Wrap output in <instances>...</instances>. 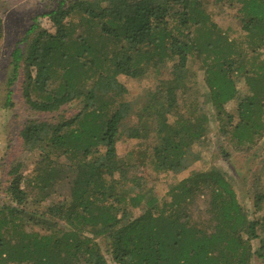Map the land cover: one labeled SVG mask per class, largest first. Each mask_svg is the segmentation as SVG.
Instances as JSON below:
<instances>
[{"label":"trees","instance_id":"trees-1","mask_svg":"<svg viewBox=\"0 0 264 264\" xmlns=\"http://www.w3.org/2000/svg\"><path fill=\"white\" fill-rule=\"evenodd\" d=\"M227 1L239 5L241 45L212 20L209 0H56L32 17L10 57L24 102L43 116L18 131L38 157L30 175L13 166L0 184V264L264 262V215L249 219L229 175L192 170L160 204L141 172L198 160L208 107L235 149L264 136V0ZM41 16L52 31L34 35ZM120 75L151 81L128 96ZM199 75L206 90L191 97ZM119 143L129 146L120 153ZM254 188L264 212V189ZM199 192L209 227L186 209Z\"/></svg>","mask_w":264,"mask_h":264},{"label":"rangeland","instance_id":"rangeland-1","mask_svg":"<svg viewBox=\"0 0 264 264\" xmlns=\"http://www.w3.org/2000/svg\"><path fill=\"white\" fill-rule=\"evenodd\" d=\"M212 20L226 32L229 38L234 39L237 44L243 43V32L240 30V23L237 19L238 4L236 1L209 0ZM56 0H0L1 36H0V184L2 185L6 172L9 168L16 166V174L20 177L30 175L34 167V162L38 157L37 151L28 150L22 143L18 131L22 125L30 118L43 117L41 113H35L23 100L22 96V71L17 69L15 62L10 57L11 50L31 23V19L50 7L55 5ZM52 31L46 16L38 17V25L34 35H46ZM239 42V43H238ZM244 46V45H243ZM243 48H246L243 47ZM264 58V51L259 54V59ZM174 62L178 61L174 57ZM173 62V61H172ZM171 62H167L166 65ZM193 68L195 66L193 65ZM197 84V90L191 91V97L199 91L206 90L203 81ZM127 89L128 96L133 95L140 87L151 81L148 76L136 79L126 76H118ZM237 86L243 89V80H238ZM11 93L7 104V91ZM201 100L203 99L200 97ZM235 101L228 106L233 107ZM230 107V108H231ZM210 115V144L200 151V158L193 162L185 170L178 173H154L151 167L141 171L146 172L154 178L153 189L161 204L169 198L167 193L169 184L177 182L186 177L192 170L217 169L231 177V184L234 187L238 200L246 209L249 219H257L264 215L262 210H256L252 206V192L254 185L259 189H264V136L257 139L253 145L247 148L235 149L230 142L224 138L217 129L212 110L207 108ZM128 143H119L120 153L128 148ZM136 171V170H134ZM0 185V205L8 202V198L2 192ZM62 191L64 192V188ZM257 189V190H259ZM208 196L205 192L196 193L187 204L190 218L201 222L203 226L209 227ZM255 241V240H253ZM109 264H116L110 256L106 255ZM251 264H264L258 259H254Z\"/></svg>","mask_w":264,"mask_h":264}]
</instances>
